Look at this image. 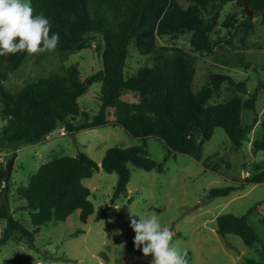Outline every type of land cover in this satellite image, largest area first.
I'll return each instance as SVG.
<instances>
[{
  "label": "trees",
  "instance_id": "16d2710c",
  "mask_svg": "<svg viewBox=\"0 0 264 264\" xmlns=\"http://www.w3.org/2000/svg\"><path fill=\"white\" fill-rule=\"evenodd\" d=\"M190 1L185 7L179 0H31L34 14H42L50 20V35L59 33L55 50L60 58L87 48L95 36H100L102 68L83 80L78 65L72 64L12 91L3 82L33 55L19 52L0 56V115L5 119L0 126V146L17 148L40 142L60 125L72 134L105 125L110 121L113 108L114 122L142 141L129 147H111L103 158L102 167L119 176L113 200L127 192L131 179L129 163L148 171L164 170L165 164L149 155L145 144L150 136L164 141L170 153L188 154L198 160L202 158L204 143L217 127L226 130L236 148L242 147L254 127V124H243L242 111L255 107L258 92L251 98L237 93L225 102L210 104L223 83L239 91H245L246 84L237 82L231 75L216 73L212 74L210 83L195 91L196 57L176 46L168 52L166 47L159 46L158 37L190 31L195 51L212 52L214 43L210 34L225 5L236 1L239 6L264 17V0ZM233 18L234 14L228 16L225 25H232ZM242 25L246 30L251 28L250 18L246 17ZM131 43L141 54L152 55L153 65L127 76L125 66ZM239 63L250 66L242 58ZM97 81L102 82L101 107L91 117L78 99ZM124 92L135 94L137 100L124 99ZM79 116L85 119L82 123L72 121ZM262 125L264 127V121ZM255 149L264 151V134L255 141ZM168 158L169 155L165 160ZM211 158L205 160V166H209L207 162ZM99 167L84 152L55 157L42 164L20 189L35 228H27L17 220L5 199L0 203V219L6 220L0 246L17 239L35 247L36 233L42 225L53 220L65 221L76 210H80L81 220L87 222L95 207L90 199L91 189L83 180ZM5 180H9V175L6 174ZM246 181L253 184L264 181V168H259ZM7 187L0 192V200ZM238 188L232 185L214 188L210 196H227ZM217 231L223 237L238 235L248 246L257 242V233L248 215L224 213L218 216ZM126 247L133 250L135 245L130 242ZM262 247L264 249V243ZM186 258L192 264L191 256L186 255ZM246 262L263 264L252 258H247Z\"/></svg>",
  "mask_w": 264,
  "mask_h": 264
},
{
  "label": "rangeland",
  "instance_id": "374dc122",
  "mask_svg": "<svg viewBox=\"0 0 264 264\" xmlns=\"http://www.w3.org/2000/svg\"><path fill=\"white\" fill-rule=\"evenodd\" d=\"M179 2L185 7L191 4L190 0ZM232 14V25H225ZM246 17H249L248 8L239 6L236 1L223 7L210 34L214 43L212 52L195 51L190 31L158 37L159 46L166 47L168 52L176 46L196 57L195 91L210 83L212 74L216 73L231 75L237 82L246 84V90L239 91L223 83L210 104L225 102L237 93L251 98L258 92L255 107L242 111L243 124H254L244 145L236 148L226 130L217 127L204 143L202 158L198 160L188 154L170 153L164 141L150 136L145 144L149 155L163 162L164 170L148 171L129 163L131 179L127 192L116 200L113 194L119 176L102 167L103 158L111 147H129L142 141L114 122L113 108L110 121L105 125L81 129L74 134L68 131L62 134L64 125H60L40 142L17 148L0 146V192L7 183L9 185L0 203L7 200L14 217L30 229L35 227L20 189L42 164L55 157L84 152L100 166L83 180L91 189L90 199L95 207L87 222L81 220L80 210L65 221L47 222L36 233L35 247L17 239L1 245L0 264H150L151 256H144L136 247L133 250L126 247L135 236L130 227V208L139 214L155 213L162 226L172 232V242L191 256L192 264H247V258L264 264V181L256 184L246 181L259 168H264V151L255 149V141L264 134V17L253 11L252 27L247 30L242 25ZM101 44L102 38L95 36L87 48L70 53L64 59L56 50L33 55L3 83L7 89L16 91L28 81L72 64L78 65L84 80L102 68ZM241 58L250 66L240 65ZM152 65V55L141 54L134 43L129 45L127 76ZM101 87V81L93 83L78 99L91 117L101 107ZM122 97L129 101L138 98L130 92H124ZM84 120L79 116L72 121L82 123ZM4 123L0 115V126ZM167 155L169 158L165 160ZM210 156L209 166H205ZM231 185L240 188L227 196H210L212 189ZM224 213L248 215L257 233L256 244L248 246L235 234L221 236L217 231V217ZM5 225L6 220L0 219V236Z\"/></svg>",
  "mask_w": 264,
  "mask_h": 264
},
{
  "label": "clouds",
  "instance_id": "9594fccd",
  "mask_svg": "<svg viewBox=\"0 0 264 264\" xmlns=\"http://www.w3.org/2000/svg\"><path fill=\"white\" fill-rule=\"evenodd\" d=\"M50 31V20L34 14L31 0H0V56L52 52L60 36ZM130 227L135 247L152 257L150 264H189L186 252L172 242V232L155 213L139 214L130 208Z\"/></svg>",
  "mask_w": 264,
  "mask_h": 264
},
{
  "label": "water",
  "instance_id": "95a60500",
  "mask_svg": "<svg viewBox=\"0 0 264 264\" xmlns=\"http://www.w3.org/2000/svg\"><path fill=\"white\" fill-rule=\"evenodd\" d=\"M249 10V18L252 19L253 17V10H251L250 8H248ZM10 168V166H8V169Z\"/></svg>",
  "mask_w": 264,
  "mask_h": 264
},
{
  "label": "built area",
  "instance_id": "2783aa9c",
  "mask_svg": "<svg viewBox=\"0 0 264 264\" xmlns=\"http://www.w3.org/2000/svg\"><path fill=\"white\" fill-rule=\"evenodd\" d=\"M61 133H62V134H66V133H67V130H66L65 127H63V128L61 129Z\"/></svg>",
  "mask_w": 264,
  "mask_h": 264
},
{
  "label": "crops",
  "instance_id": "0c3cea01",
  "mask_svg": "<svg viewBox=\"0 0 264 264\" xmlns=\"http://www.w3.org/2000/svg\"><path fill=\"white\" fill-rule=\"evenodd\" d=\"M48 137H49V135H48Z\"/></svg>",
  "mask_w": 264,
  "mask_h": 264
}]
</instances>
